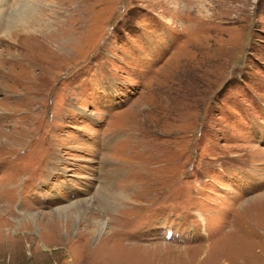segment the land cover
I'll list each match as a JSON object with an SVG mask.
<instances>
[{"label": "rangeland", "instance_id": "374dc122", "mask_svg": "<svg viewBox=\"0 0 264 264\" xmlns=\"http://www.w3.org/2000/svg\"><path fill=\"white\" fill-rule=\"evenodd\" d=\"M36 1L0 0V264H264V0Z\"/></svg>", "mask_w": 264, "mask_h": 264}, {"label": "bare ground", "instance_id": "6f19581e", "mask_svg": "<svg viewBox=\"0 0 264 264\" xmlns=\"http://www.w3.org/2000/svg\"><path fill=\"white\" fill-rule=\"evenodd\" d=\"M27 1V3L25 2ZM36 0H18L17 4L13 8L12 13H18V14H8L7 19H9L11 25H16L20 26L22 28H26L28 25H31L33 23V20L38 17L36 15L35 9L33 7L34 3H36ZM40 3V2H39ZM35 6V5H34ZM39 13V12H38ZM4 14V13H3ZM4 16V15H3ZM3 18V17H2ZM6 20V19H5ZM100 230L97 233L99 236L102 234L103 235V230H104V224H100Z\"/></svg>", "mask_w": 264, "mask_h": 264}]
</instances>
